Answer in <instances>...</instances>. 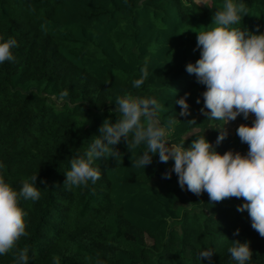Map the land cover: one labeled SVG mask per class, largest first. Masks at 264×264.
I'll list each match as a JSON object with an SVG mask.
<instances>
[{
	"label": "trees",
	"instance_id": "obj_1",
	"mask_svg": "<svg viewBox=\"0 0 264 264\" xmlns=\"http://www.w3.org/2000/svg\"><path fill=\"white\" fill-rule=\"evenodd\" d=\"M243 2L248 14L238 26L264 32V0ZM219 3L0 0V36L16 40L14 62L0 64V175L17 191L22 179L36 175L40 192L36 201L19 200L27 235L0 264H14L20 249L27 250L28 264H53L54 256L59 264H236L227 252L233 240L248 242V264H264V237L246 210L237 211L242 197L217 202L206 192L181 189L175 173L162 176L171 159L162 163L153 155L143 169L133 167L142 146L130 151L123 138L113 146L121 159L94 162L100 171L95 183L63 184L72 156L98 135L104 119L115 121L118 94L156 98L164 106L161 123L177 119L170 139L188 136L184 147L204 129L215 143L219 122L200 113L205 86L185 65L199 57L187 28L211 27ZM141 68L144 83L132 88ZM65 89L70 103L59 100ZM185 93L189 115L180 116L175 100ZM236 127L215 145L221 154L246 153ZM205 248L212 250L210 259L198 260Z\"/></svg>",
	"mask_w": 264,
	"mask_h": 264
},
{
	"label": "clouds",
	"instance_id": "obj_2",
	"mask_svg": "<svg viewBox=\"0 0 264 264\" xmlns=\"http://www.w3.org/2000/svg\"><path fill=\"white\" fill-rule=\"evenodd\" d=\"M201 2L205 4L204 0H199ZM247 14L243 0H220L212 14V26L196 31L195 48L199 49V57L185 65V70L194 73L197 82L205 86L200 94L203 98L200 113L219 122L214 144L205 138L204 129L184 147L188 136L179 142L170 139L175 132L173 120L177 119L169 117L161 123L164 106L156 98L131 92L118 94L114 98L115 121L104 119L97 129L98 135L91 138L83 152L72 156L63 184L75 188L95 183L100 171L94 162L108 157L115 161L121 159L113 146L123 138L130 151L142 146L132 161L133 167L143 169L152 162L153 155L162 163L171 159V169H166L162 176L170 178L175 173L181 189L186 186L197 196L206 192L210 201L217 202L242 197L237 211L246 210L251 227L264 237V32L238 26ZM15 47L14 38L0 36V64L14 62L11 49ZM146 76V70L141 68L139 77L131 81V87L139 89ZM58 96L60 101L70 103L66 89ZM187 96L185 93L175 100L180 106V116L189 115ZM196 103H200L199 97ZM250 114L254 117L251 124L241 123L235 129L240 141L247 144L246 153L218 152L215 145L227 135L224 125L238 115L248 119ZM188 122L196 124L194 120ZM35 181L36 175L22 179L17 191L0 175V256L10 252L15 242L27 235L24 219L27 212L19 206V200L39 199ZM238 233L236 229L234 235ZM26 252L20 249L14 253V264H28ZM227 252L236 264H248L252 257L247 241H231ZM211 255L212 250L208 248L196 253L198 260L200 257L210 259ZM53 264H59L58 257H53Z\"/></svg>",
	"mask_w": 264,
	"mask_h": 264
},
{
	"label": "rangeland",
	"instance_id": "obj_3",
	"mask_svg": "<svg viewBox=\"0 0 264 264\" xmlns=\"http://www.w3.org/2000/svg\"><path fill=\"white\" fill-rule=\"evenodd\" d=\"M199 3V0H195ZM206 0H204L205 2ZM199 4H203L202 2L199 3ZM200 30H203L202 27L200 26H197V27H188L187 28V33L189 35H192L193 37L196 38V31H200ZM56 103H60V101H55ZM253 115L250 114L248 119H243L241 116H237L235 120H232V121H229L226 125H224V128L226 129L227 133L230 132V133H233L234 132V128L236 126H238L239 124L241 123H246V124H251V120L253 119Z\"/></svg>",
	"mask_w": 264,
	"mask_h": 264
}]
</instances>
